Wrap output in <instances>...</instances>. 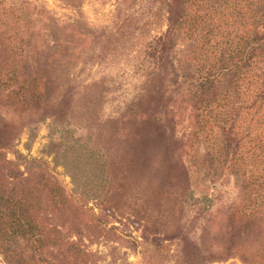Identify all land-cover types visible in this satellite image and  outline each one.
<instances>
[{
    "label": "rangeland",
    "instance_id": "obj_1",
    "mask_svg": "<svg viewBox=\"0 0 264 264\" xmlns=\"http://www.w3.org/2000/svg\"><path fill=\"white\" fill-rule=\"evenodd\" d=\"M263 2L6 0L0 264H264Z\"/></svg>",
    "mask_w": 264,
    "mask_h": 264
},
{
    "label": "trees",
    "instance_id": "obj_2",
    "mask_svg": "<svg viewBox=\"0 0 264 264\" xmlns=\"http://www.w3.org/2000/svg\"><path fill=\"white\" fill-rule=\"evenodd\" d=\"M241 2H248V0H238V3L241 4ZM264 3V2H263ZM238 4V5H239ZM6 6V0H0V8L5 9ZM242 7V6H241ZM263 32H259L255 27L253 26V29H244L240 31L239 35V48L238 53L241 54L239 57V62L242 63L240 65V69L243 70V68H247L251 64V57L253 56L254 52H260L261 54L264 53V19H263ZM243 52V54H242ZM212 77L206 76L201 83V87H198V91H202L208 87H211L213 83L215 82ZM0 205L6 206V208L11 207V203L9 199L4 200L3 197L0 196ZM12 215V221L8 223L9 230L13 233V235L16 233L17 230L24 227L23 223V217L17 216L15 213H10ZM27 220V219H26ZM26 230V229H24ZM0 248L4 252V254L7 256V254L11 255V249L5 246L4 241L0 242ZM8 264H13L8 262Z\"/></svg>",
    "mask_w": 264,
    "mask_h": 264
}]
</instances>
